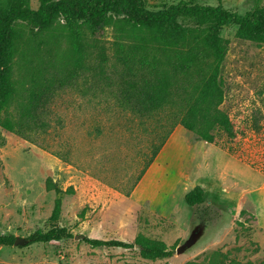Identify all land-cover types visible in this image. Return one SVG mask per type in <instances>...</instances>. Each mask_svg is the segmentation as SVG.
<instances>
[{"label":"rangeland","instance_id":"1","mask_svg":"<svg viewBox=\"0 0 264 264\" xmlns=\"http://www.w3.org/2000/svg\"><path fill=\"white\" fill-rule=\"evenodd\" d=\"M151 11L181 2L222 5L244 15L264 0H143ZM39 0H30L32 9ZM185 28L206 31L207 24L179 18ZM238 27L227 24L221 36L227 41L222 65L225 100L222 109L230 116L236 138H218L216 148L264 176V45L237 37ZM22 30L29 34V28ZM132 30L116 21L91 39L83 68L71 89L55 100L51 128L33 142L0 128V235L19 239L13 246H0V264H231L264 261V230L258 224L253 203L243 199L237 208L206 194L207 202L190 208L184 201L191 182L185 184L182 160L197 145L194 134L168 140L147 168L150 203L136 204L126 196L140 181L153 152L167 129L164 115L143 120L114 106L112 95H102L106 75L115 61L118 43L130 44ZM34 47L54 53L66 67L72 65L67 30L59 21L35 39ZM104 53V58L100 53ZM106 61L104 63V59ZM19 68V67H18ZM96 69V70H95ZM21 71L16 69L15 78ZM99 72V73H98ZM111 72L109 73V75ZM21 76V75H20ZM112 77V75H110ZM93 89V90H92ZM95 89V90H94ZM109 90V89H108ZM108 90H105L106 93ZM109 93V91H108ZM231 149L232 153L228 152ZM181 163V167H179ZM215 175L226 181L253 187L260 179H243L238 168L222 166ZM205 166L194 167L195 174ZM251 176V174H250ZM48 179L62 190V214L57 226L67 228L72 238L27 245L38 230L48 231L58 195L47 188ZM210 205V206H209ZM138 234L162 241L174 251L170 259L142 258L137 249L92 248L84 238L133 242ZM192 235L195 243L183 253L178 247Z\"/></svg>","mask_w":264,"mask_h":264},{"label":"trees","instance_id":"2","mask_svg":"<svg viewBox=\"0 0 264 264\" xmlns=\"http://www.w3.org/2000/svg\"><path fill=\"white\" fill-rule=\"evenodd\" d=\"M32 9L30 0H0V128L32 141L47 134L52 126L55 100L71 89L83 68L91 39L116 21L132 30L139 41L118 43L115 61L106 75L102 95H112L114 106L143 120L164 115L167 129L138 181L154 162L177 126L194 134L197 141L218 145L219 137L236 138L230 116L222 109L225 84L222 65L227 54L223 28L234 23L237 37L264 45V8L256 7L244 15L218 6H201L181 2L167 9L151 11L143 0H39ZM190 18L207 24L206 31L188 29L179 18ZM59 21L67 30L72 65L64 66L54 53L42 54L34 47L40 34L49 32ZM29 28V34L22 30ZM100 55L104 58V53ZM106 58L104 59V63ZM19 67V68H18ZM21 68L25 72L15 71ZM96 70V69H95ZM99 73V72H98ZM21 75V76H20ZM109 89V90H108ZM93 90V89H92ZM95 90V89H94ZM108 90L105 93L104 91ZM231 154V149H228ZM47 188L58 197L50 220L53 226L36 231L27 245L59 242L72 238L67 228L57 226L62 214V195L72 193L48 179ZM133 189L126 194L129 197ZM190 208L207 202L206 192L196 186L185 195ZM210 206V205H209ZM16 238L0 235V246H13ZM92 248L137 249L149 260L170 259L174 251L162 241L138 234L133 242L84 238ZM231 264H264L242 263Z\"/></svg>","mask_w":264,"mask_h":264},{"label":"crops","instance_id":"3","mask_svg":"<svg viewBox=\"0 0 264 264\" xmlns=\"http://www.w3.org/2000/svg\"><path fill=\"white\" fill-rule=\"evenodd\" d=\"M184 133L191 132L181 126H177L168 140L170 142L177 140V136ZM197 143V145L191 148V153H188L187 158H184L181 162L183 169L180 173L185 180V184L191 182L192 189L196 186H201L206 194H215L219 201L228 203L232 208H237L244 198L249 199L254 205L258 224L264 230V176L248 166L241 164L236 158L216 148L212 144L204 141H198ZM181 163L179 167H181ZM224 164L225 168H228V164L238 168L237 173L243 179L250 177L255 179L257 176L260 179L258 185L253 187V185H244V182L243 184H239L232 180L226 181L222 178L220 179L215 175V172L216 174L221 173V171L225 172L222 168ZM203 166H205L206 170L203 173L197 172L195 174L194 167L200 168L201 170ZM147 178L148 173L136 185L130 195V198L136 204H152L149 197Z\"/></svg>","mask_w":264,"mask_h":264},{"label":"water","instance_id":"4","mask_svg":"<svg viewBox=\"0 0 264 264\" xmlns=\"http://www.w3.org/2000/svg\"><path fill=\"white\" fill-rule=\"evenodd\" d=\"M19 242V239H16L15 244ZM195 243L194 235H192L183 245L177 248V254L183 253L187 248H190Z\"/></svg>","mask_w":264,"mask_h":264}]
</instances>
